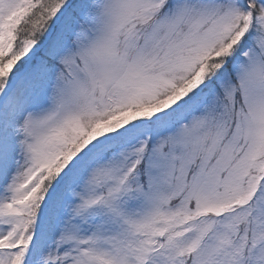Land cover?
<instances>
[{"label": "snow or ice", "instance_id": "1", "mask_svg": "<svg viewBox=\"0 0 264 264\" xmlns=\"http://www.w3.org/2000/svg\"><path fill=\"white\" fill-rule=\"evenodd\" d=\"M0 264H264V0H0Z\"/></svg>", "mask_w": 264, "mask_h": 264}]
</instances>
